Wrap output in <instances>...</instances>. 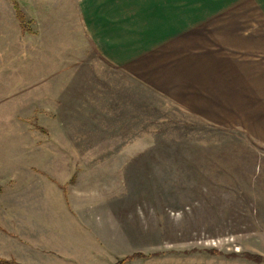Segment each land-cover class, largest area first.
Returning <instances> with one entry per match:
<instances>
[{
	"label": "rangeland",
	"instance_id": "obj_1",
	"mask_svg": "<svg viewBox=\"0 0 264 264\" xmlns=\"http://www.w3.org/2000/svg\"><path fill=\"white\" fill-rule=\"evenodd\" d=\"M78 2L0 0V257L264 264L244 257L264 258V140L193 121L155 95L129 114L127 97L143 93L81 42ZM29 164L63 166L55 217L20 201ZM16 213L49 226H23Z\"/></svg>",
	"mask_w": 264,
	"mask_h": 264
},
{
	"label": "crops",
	"instance_id": "obj_2",
	"mask_svg": "<svg viewBox=\"0 0 264 264\" xmlns=\"http://www.w3.org/2000/svg\"><path fill=\"white\" fill-rule=\"evenodd\" d=\"M78 13L81 42L126 76L131 91L143 93L142 101L127 97L129 114L155 95L193 121L221 130L239 125L264 140V0H79ZM38 165H23L28 172L17 175L23 194L17 195L55 217V172L63 166ZM7 208L13 212L10 203ZM9 218L49 226V219L30 213Z\"/></svg>",
	"mask_w": 264,
	"mask_h": 264
},
{
	"label": "trees",
	"instance_id": "obj_3",
	"mask_svg": "<svg viewBox=\"0 0 264 264\" xmlns=\"http://www.w3.org/2000/svg\"><path fill=\"white\" fill-rule=\"evenodd\" d=\"M13 5H14L15 12H16V18L20 23L22 31L27 32L28 27L26 25L24 14L22 13L19 5L16 2L13 1ZM233 257H235V256H233ZM244 257L250 261H255L257 263H263L264 262V258L259 256V255L245 254ZM124 262H128V260H125ZM0 264H21V263L17 262L14 259H5V258L0 257ZM118 264H123V263H118Z\"/></svg>",
	"mask_w": 264,
	"mask_h": 264
}]
</instances>
